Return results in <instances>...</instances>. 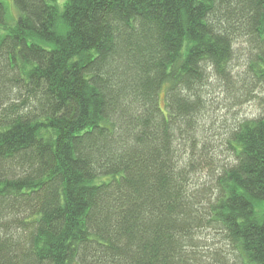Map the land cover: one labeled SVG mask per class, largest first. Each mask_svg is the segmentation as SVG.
<instances>
[{"label":"trees","instance_id":"trees-1","mask_svg":"<svg viewBox=\"0 0 264 264\" xmlns=\"http://www.w3.org/2000/svg\"><path fill=\"white\" fill-rule=\"evenodd\" d=\"M14 4L0 264H264V0ZM255 99L210 135L212 108Z\"/></svg>","mask_w":264,"mask_h":264},{"label":"rangeland","instance_id":"rangeland-1","mask_svg":"<svg viewBox=\"0 0 264 264\" xmlns=\"http://www.w3.org/2000/svg\"><path fill=\"white\" fill-rule=\"evenodd\" d=\"M1 2L4 4L6 9V19L8 22V25L13 26L17 20L18 17V9L16 8L15 4H14V0H1ZM6 32L5 28H0V34H4ZM246 47V48H245ZM248 46H246L244 43H240V46L238 48V50H245L247 49ZM245 48V49H244ZM236 56H239L238 52L236 53ZM236 64L233 63V65ZM211 89V88H210ZM256 91V90H255ZM221 92L219 91V89H215L213 96L215 94V96L217 98L215 99H219V103L221 102L223 104L224 102V96L220 94ZM255 96V95H254ZM262 96L264 97V93L262 94ZM223 100V101H222ZM160 102L163 105L164 104V91L162 90L160 93ZM218 105L217 107L212 108V111L210 113V120H217L216 125L213 127V131L210 132V135H212L214 133L219 135L220 133H223V130H220L218 128L223 127V126H230L233 125L235 123V119L237 120H251L254 118H258L260 116H262V107L258 104V100H251L248 102L243 103L241 106L236 107L234 109H232V112H228V110H226L223 106ZM162 105L160 106L163 110L164 108L162 107ZM224 105H228L227 102H224ZM219 157L224 161L227 160V158L225 157L224 154L219 155ZM201 181H206L207 176L206 175H202L201 177ZM255 212L259 215V217H261L262 215H264V200H260L259 202H256L254 205ZM213 241L216 242L217 240L215 238H213ZM211 241V242H213ZM212 244V243H211ZM217 246L218 243L216 244ZM215 245V246H216Z\"/></svg>","mask_w":264,"mask_h":264}]
</instances>
